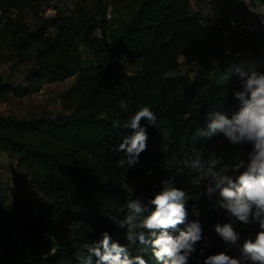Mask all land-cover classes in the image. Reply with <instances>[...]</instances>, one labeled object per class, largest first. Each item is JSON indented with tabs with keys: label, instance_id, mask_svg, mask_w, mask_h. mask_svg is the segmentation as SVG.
<instances>
[{
	"label": "trees",
	"instance_id": "16d2710c",
	"mask_svg": "<svg viewBox=\"0 0 264 264\" xmlns=\"http://www.w3.org/2000/svg\"><path fill=\"white\" fill-rule=\"evenodd\" d=\"M35 1L47 0H0V8H22ZM112 7L120 14L116 25L106 18ZM35 39L42 46L28 81L34 85L70 76L75 81L67 90L68 113L43 112L31 119L0 115V156L16 159L17 169L30 176L47 200L33 213L25 203L0 193V264H19L18 255L20 264H79L78 257L87 254L84 245L100 241L105 232L111 242L125 246L130 257L159 264L150 245L130 244L127 228L118 227L109 215L123 219L127 201L136 198L147 205L148 215L153 210L148 201L163 190L166 180L185 191L189 220L196 218L193 205L200 211L203 236L210 243L205 257L229 252L214 231L216 223L229 222L223 210H213L219 190L209 199L208 184L199 186L201 175L183 167L182 161L199 154L206 162L210 153H222L217 171L235 161L237 154L213 146L221 133L197 135V130L208 131L211 114L231 117L238 110V70L264 73V57L225 62L216 51L215 29L203 24L189 0H99L93 10L76 5L25 30L21 46ZM214 58L210 73L207 66ZM116 59L136 71L118 67ZM183 64L201 68L191 78L179 73ZM144 106L157 116L154 125L141 121L148 133L147 150L134 167L118 168L123 153L116 149L134 131L126 124ZM233 227L241 239L232 255L239 257L240 245L254 238L259 227ZM204 243L189 264H197Z\"/></svg>",
	"mask_w": 264,
	"mask_h": 264
},
{
	"label": "clouds",
	"instance_id": "9594fccd",
	"mask_svg": "<svg viewBox=\"0 0 264 264\" xmlns=\"http://www.w3.org/2000/svg\"><path fill=\"white\" fill-rule=\"evenodd\" d=\"M238 74L241 90L234 92V98L239 102L238 110L231 117L220 112L211 114L208 131L198 129L197 135L221 133L230 145H250L247 159L238 156L230 166L225 165L217 171L216 166L223 162L222 153H210L206 162L197 154L194 158H185L182 166L207 179L205 193L209 199L219 190L220 198L213 210H223L229 222L216 223L214 231L225 245L235 246L240 241V233L233 227L236 223L244 226L257 224L259 231L254 238L244 239L239 257L227 251L205 257V249L210 243L203 236L200 211L193 205L192 214L196 218L189 220L185 191L166 180L163 190L148 201L153 206L148 215H144L147 205L139 198L127 201V213L123 219L109 215L118 227L127 228L126 239L130 244L139 241L142 245H150L159 264H189V258L197 253L202 240L205 243L199 248L197 264H200V258H203L202 264H264V73L238 70ZM120 107L127 111L126 103L121 102ZM142 120L154 125L157 116L144 106L130 118L126 127L134 131L116 149L123 153L117 162L118 168L134 167L147 150L148 133L141 126ZM84 248L87 254L78 257L79 264H147L142 256L130 257L125 246L111 242L107 232L100 241L85 244Z\"/></svg>",
	"mask_w": 264,
	"mask_h": 264
},
{
	"label": "rangeland",
	"instance_id": "374dc122",
	"mask_svg": "<svg viewBox=\"0 0 264 264\" xmlns=\"http://www.w3.org/2000/svg\"><path fill=\"white\" fill-rule=\"evenodd\" d=\"M98 1L47 0L40 3L35 1L22 8H12L14 9L13 13L16 14L14 17L10 13L5 14L4 21L0 23V115H14L19 118L31 119L39 117L43 112H49L53 115L68 113L66 95L67 90L74 83L75 77L70 76L66 80L59 82L40 80V82L32 85L28 81V76H31L32 69L36 65L34 56L36 51L42 46V43L40 39H35L21 46L22 37L25 30L34 28L37 24H40V20L57 15L58 11L65 14L76 5H86L93 10ZM113 9L112 7L109 20L113 25H116V20L120 18V14ZM179 60L184 63L186 59L185 57H180ZM114 64L129 73L136 71L134 66L124 60L116 59ZM215 64L216 59L214 58L207 66V70L210 73L211 68ZM200 68L198 65L191 67L183 64L179 73L193 78ZM7 89L9 91H6ZM18 91H25L26 93L20 96ZM58 100L63 101L58 103ZM38 138L40 140L44 139L42 136H38ZM213 146L235 153L237 156H245L250 150V145L233 146L223 137L215 141ZM16 164V159L1 154L0 193H4L9 201L25 203L34 213L32 204L38 202L41 205L47 203V200L43 201L41 194L31 184L30 176L25 171L18 170ZM196 183L199 186H205L208 181L201 176ZM238 244L235 246H238ZM226 249L230 250L229 254L232 255L236 247L226 246ZM19 260L20 257H18L17 262Z\"/></svg>",
	"mask_w": 264,
	"mask_h": 264
},
{
	"label": "built area",
	"instance_id": "2783aa9c",
	"mask_svg": "<svg viewBox=\"0 0 264 264\" xmlns=\"http://www.w3.org/2000/svg\"><path fill=\"white\" fill-rule=\"evenodd\" d=\"M189 1L203 24L215 29L216 51L225 62L244 61L256 55L264 57V0ZM13 10L0 8V23L6 13L14 17ZM110 17L108 10L106 18ZM39 208L38 202L32 204L35 213ZM19 257L20 264L22 259Z\"/></svg>",
	"mask_w": 264,
	"mask_h": 264
}]
</instances>
